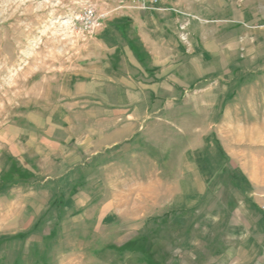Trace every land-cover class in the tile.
Masks as SVG:
<instances>
[{
    "label": "rangeland",
    "instance_id": "rangeland-1",
    "mask_svg": "<svg viewBox=\"0 0 264 264\" xmlns=\"http://www.w3.org/2000/svg\"><path fill=\"white\" fill-rule=\"evenodd\" d=\"M261 206L264 0H0V264H264Z\"/></svg>",
    "mask_w": 264,
    "mask_h": 264
},
{
    "label": "built area",
    "instance_id": "built-area-1",
    "mask_svg": "<svg viewBox=\"0 0 264 264\" xmlns=\"http://www.w3.org/2000/svg\"><path fill=\"white\" fill-rule=\"evenodd\" d=\"M122 6L138 9H152L159 8L163 3V0H118ZM86 24V28L90 32H95L98 28L101 27L102 21L99 16H96L93 9H88L85 11V14L82 16ZM264 213V207H262Z\"/></svg>",
    "mask_w": 264,
    "mask_h": 264
},
{
    "label": "crops",
    "instance_id": "crops-1",
    "mask_svg": "<svg viewBox=\"0 0 264 264\" xmlns=\"http://www.w3.org/2000/svg\"><path fill=\"white\" fill-rule=\"evenodd\" d=\"M148 12H146V14H147ZM150 13V12H149ZM151 14H154V12H151ZM156 14H158V13H155V17H151V18H153L152 19V21H150V23L152 24V25H158V22H157V20H156V18H158L157 16H156ZM153 16V15H152ZM165 24V23H164ZM156 27V26H155ZM141 41H144V42H146V43H148L149 44V46L147 47V50H152V51H150V52H152V54H150V56L148 57L149 59L147 60L148 61V66H150V67H154V66H156L157 65V61H156V59H157V50H156V46L154 45V40L152 39V38H142V40ZM151 61V62H150ZM261 207H263V206H261ZM262 215L264 216V213H263V210H262ZM264 218V217H263Z\"/></svg>",
    "mask_w": 264,
    "mask_h": 264
}]
</instances>
